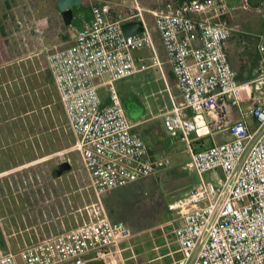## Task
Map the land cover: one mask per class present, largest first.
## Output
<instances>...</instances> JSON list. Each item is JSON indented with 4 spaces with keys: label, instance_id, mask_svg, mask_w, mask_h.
<instances>
[{
    "label": "built area",
    "instance_id": "obj_1",
    "mask_svg": "<svg viewBox=\"0 0 264 264\" xmlns=\"http://www.w3.org/2000/svg\"><path fill=\"white\" fill-rule=\"evenodd\" d=\"M222 2L165 0L148 9L156 4L134 0L124 20L113 17L110 2L94 4L72 45L48 56L74 149L97 201L80 211L76 229L18 252L0 243V264H109L110 259L116 264L112 258L121 257L120 245L132 232L110 220L103 197L154 178L170 164L168 157L151 154L137 131L142 123L131 119L116 87L154 67L163 74L147 13L183 101V106L176 103L163 74L172 104L160 116L169 138L186 145L187 168L196 175L188 194L169 205L179 222L174 235L180 264H264V45L258 46L263 56L258 76L240 83L226 51L233 30L220 22ZM133 21H141L144 31L126 36L122 25ZM145 49L152 51V63L136 58ZM245 103H251L247 112ZM229 107L238 110L237 118ZM211 114L217 118L209 120ZM219 132L228 139L204 147L203 139Z\"/></svg>",
    "mask_w": 264,
    "mask_h": 264
},
{
    "label": "rangeland",
    "instance_id": "obj_2",
    "mask_svg": "<svg viewBox=\"0 0 264 264\" xmlns=\"http://www.w3.org/2000/svg\"><path fill=\"white\" fill-rule=\"evenodd\" d=\"M163 1L139 0L143 6L156 4L148 9L156 8ZM222 1L220 22L233 30L229 51L239 50L241 75L246 77L249 67L254 65L256 78L263 59L258 46L264 45V0ZM102 2H110L114 16L121 20L130 15L134 4V0H83V6L91 9L92 5ZM82 14H77L73 26H65L56 0H0V23L4 29V32L0 29V242L5 250L18 252L76 229L80 211L87 206L91 208L97 201L80 153L74 149L76 140L53 81L46 79L53 46L64 40L62 36L73 40L76 29L88 22ZM146 20L160 61L164 63L165 80L176 103L183 106L176 80H169L167 76L171 68L165 63V50L153 29L152 15L147 13ZM142 51V59L152 63V51ZM230 59L232 62V55ZM163 77L160 69L154 67L116 83L131 119L144 113V107L148 115H155L166 104H172ZM250 106L251 103H245L242 108L247 112ZM215 118L216 114L208 117ZM248 120L252 123L253 117ZM162 123L161 119L147 122L144 130L137 131L146 139L154 157L169 158V166L159 172H166L174 179L187 175V182L192 179L189 174L196 176L187 168V147L180 141H171ZM226 139V133L219 132L202 142L204 147H210ZM202 147L195 146L197 150ZM63 163H69L71 170L56 177L54 173ZM155 178L130 183L115 192L116 201L124 204L116 214L125 218L132 232V237L120 245L121 257L112 258L116 264H180L183 259L174 235L176 216L168 213L167 207L156 206L149 211L147 207L154 200L155 192L166 203L170 195L178 193L177 198H181L185 186L176 191L177 186H172L169 193Z\"/></svg>",
    "mask_w": 264,
    "mask_h": 264
},
{
    "label": "crops",
    "instance_id": "obj_3",
    "mask_svg": "<svg viewBox=\"0 0 264 264\" xmlns=\"http://www.w3.org/2000/svg\"><path fill=\"white\" fill-rule=\"evenodd\" d=\"M56 1H58V0H56ZM78 15H76V17H77ZM76 17H75V19H76ZM113 17L115 18V19H118V18H116L115 16H114V11H113ZM119 20H121V19H119ZM124 20V19H123ZM80 28V27H79ZM63 38H64V40L63 41H61L60 43H58L57 45H54L53 46V48L56 50V49H65V48H67V47H69V46H71L72 45V43H73V40L72 41H70V40H68V39H66V37H64V36H62ZM229 43L227 44V46H226V51H227V53H228V57H229V60H230V62H231V59H230V55H232V57H233V59H232V62H231V64H232V67L234 68V69H236L237 71H238V73L239 74H241V71H242V67H243V65H242V63H241V59H239L238 58V56H239V50L238 49H235V48H233V49H230V51H229ZM54 50V51H55ZM238 50V51H237ZM53 51V52H54ZM141 52H143V51H140V52H138V53H136L135 54V56H136V58L137 59H142V54H141ZM166 54V53H165ZM259 55H261V54H259ZM259 55H258V57H257V59H260V57H259ZM262 56V55H261ZM263 58V57H262ZM256 61H258V60H256ZM256 61L254 60L253 62H255L256 63ZM262 61L260 60V63H261ZM165 63H167L168 64V62H167V58H166V61H165ZM164 64V63H163ZM169 65V64H168ZM170 66V65H169ZM171 68V67H170ZM168 72H172V70H170V71H168ZM243 72V71H242ZM164 74V73H163ZM255 74H256V69H255V67H254V65H252L251 67H249V69H248V72H247V76L245 77L246 79L244 80V83H248V82H251L252 80H254V78H255ZM166 77V76H165ZM250 77H253V78H250ZM150 82H153V81H150ZM100 92H102L101 93V96H102V98L104 99V100H107V93H106V91H104L103 89H101L100 90ZM229 113L230 112H232L231 114H233L234 115V117H238V115H239V112H238V110L236 109V108H230L229 107ZM129 116H130V114H129ZM157 119H161L162 120V118H161V116H160V113H157V114H155V115H148V113H147V107H144V113H142L140 116H138V118H136L135 120L137 121V122H141L142 124H141V126L138 128L139 130H144V125L148 122H151V121H154V120H157ZM163 124V123H162ZM164 126V125H163ZM171 141H175L174 139H171V138H169ZM144 140L146 141V139L144 138ZM146 144H147V141H146ZM147 146H148V144H147ZM148 148H149V146H148ZM149 150H150V152H151V149L149 148ZM152 154V153H151ZM189 160H190V158H189ZM188 163H189V161H188ZM187 163V164H188ZM164 169V168H163ZM171 171H174V170H171ZM170 171V172H171ZM161 172V171H160ZM159 172V174H157V176H156V178H155V180H157V179H159V180H157V182H159V185H162L164 188L166 187V188H168L169 190H168V192L170 193L171 192V188H172V186H177L174 190L176 191V190H179L180 188H182L183 187V185L185 186L184 187V189L183 190H181V192L183 191L184 192V194H183V196L182 197H184V196H186L187 194H188V192H189V190L187 189L188 187H190L191 185H193L195 182H196V176L195 177H193V176H191L192 174H189L188 176H190V178H192L191 180H188L187 182H185L186 181V177H187V175L185 176V177H183V178H177V179H174L170 174H166V172H163V173H160ZM169 172V173H170ZM178 173V172H177ZM171 174H173L174 176H175V174H174V172H171ZM175 177H177V176H175ZM161 179H162V181H161ZM151 180V179H150ZM154 180V179H153ZM172 180V181H171ZM168 181H171L170 182V184L169 183H167ZM184 183H183V182ZM180 182H182V183H180ZM180 183V184H179ZM192 187V186H191ZM120 189V188H119ZM118 190V189H117ZM117 190H115V191H113L112 193H110V194H107V195H105L104 197H103V206H104V208L106 209V211H107V213H108V216H109V218H110V220L112 221V222H114V223H118V222H122V223H125L127 226H128V224L126 223V221H125V218H123V217H121L120 215H117L116 214V210L117 209H120V207H121V205H124V204H122V202L120 201V202H117L116 200H117V198H115L114 197V195H115V192L117 191ZM180 192V193H181ZM167 194V193H166ZM177 195H178V193L175 195V196H169V197H167V198H169L168 199V201L165 203V202H163V198H161V196L162 195H160V193L159 192H155V197H154V200L152 201V202H149V204H148V207H147V210L149 211L151 208H153V207H156L157 206V208H159V209H161V206L162 207H164V208H168V210H169V205L170 204H172L174 201H176L177 199H179V198H177ZM166 208V209H167ZM168 212V211H167ZM168 213H171L170 211L168 212ZM150 214V213H149ZM152 214V213H151ZM177 222V226H178V224H179V222L178 221H176ZM179 249V248H178ZM92 264H100V263H92ZM158 264H161V263H158Z\"/></svg>",
    "mask_w": 264,
    "mask_h": 264
},
{
    "label": "water",
    "instance_id": "obj_4",
    "mask_svg": "<svg viewBox=\"0 0 264 264\" xmlns=\"http://www.w3.org/2000/svg\"><path fill=\"white\" fill-rule=\"evenodd\" d=\"M83 4V0H58L57 7L62 14L65 26H72L74 20L73 8ZM122 30L126 36H136L144 31L143 23L141 21L126 22L122 25ZM142 114V113H141ZM139 114V116L141 115ZM71 170L69 163H63L55 171V176L59 177L62 174Z\"/></svg>",
    "mask_w": 264,
    "mask_h": 264
},
{
    "label": "trees",
    "instance_id": "obj_5",
    "mask_svg": "<svg viewBox=\"0 0 264 264\" xmlns=\"http://www.w3.org/2000/svg\"><path fill=\"white\" fill-rule=\"evenodd\" d=\"M75 9H76V11H77V14H82V12H84V14H82V15H84V17H86V20L87 21H89L90 20V17H91V9H86L84 6H83V4L82 5H80V6H77V7H75L74 8V20H73V23H72V26H73V24H74V22H75V17H76V13H75ZM1 22V21H0ZM3 24H1L0 23V29L4 32V29H3ZM167 76H168V78H169V80H175V78H174V75H173V73L172 72H169L168 74H167ZM250 78H253V77H250ZM46 79H48V81H53V77H52V74H51V71L50 70H48V74H47V77H46ZM238 81L240 82V83H244V80L246 79L244 76H242L241 74H239L238 75ZM255 79V78H254ZM53 84H54V81H53ZM55 87V86H54ZM56 90V89H55ZM57 93V92H56ZM58 98V97H57ZM123 101V100H122ZM123 104H124V101H123ZM203 143V142H202ZM146 180H150V179H146ZM1 243V242H0ZM1 245H3L2 243H1ZM3 247V246H2Z\"/></svg>",
    "mask_w": 264,
    "mask_h": 264
}]
</instances>
